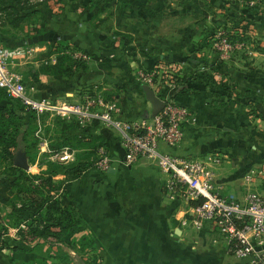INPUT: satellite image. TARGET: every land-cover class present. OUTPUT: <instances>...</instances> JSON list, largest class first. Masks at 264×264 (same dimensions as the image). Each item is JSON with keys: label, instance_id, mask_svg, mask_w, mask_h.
Segmentation results:
<instances>
[{"label": "crops", "instance_id": "crops-1", "mask_svg": "<svg viewBox=\"0 0 264 264\" xmlns=\"http://www.w3.org/2000/svg\"><path fill=\"white\" fill-rule=\"evenodd\" d=\"M113 10L111 17L100 13L99 26L87 20V38H71L87 49L86 67L50 85L43 80L51 88L45 90L58 99L72 96L56 104L100 95L118 104L117 121L132 126L150 120L154 112L147 86L163 102L158 86L172 95L177 86L173 76L151 86L140 75L147 68L175 66V75L196 79L198 85L173 97L187 108L189 118L180 146L162 143L161 150L207 161L212 156L216 191L243 199L244 174L251 169L246 170L247 163L264 157V0H131ZM239 19L245 46L223 59L209 36ZM49 23L47 29L55 32L76 25L63 17ZM96 27L105 34L115 30L123 39L129 35L130 43L108 41ZM3 36L17 39L11 46L28 44L18 33ZM38 47L36 55L42 52L45 63H57L48 45ZM227 81L235 84L231 97L203 87L213 83L219 88ZM45 90L38 96L50 99ZM96 126L112 160L109 178L89 183L87 170L59 179L67 203L80 211L98 238L102 264H240L217 231L192 226L191 203L180 190L168 191V176L157 164L146 158L128 163L120 130L103 121Z\"/></svg>", "mask_w": 264, "mask_h": 264}, {"label": "rangeland", "instance_id": "rangeland-1", "mask_svg": "<svg viewBox=\"0 0 264 264\" xmlns=\"http://www.w3.org/2000/svg\"><path fill=\"white\" fill-rule=\"evenodd\" d=\"M130 3L131 0H0V47L27 46L33 49L32 55L25 54L22 57L15 58L10 66L15 72L22 75L29 90L33 94L38 95L37 92L40 93L42 90L50 88L48 85L54 82L52 80L58 78L63 80L70 76L71 71H68V67L73 65L74 59L70 57L73 51H82L87 54V49L73 43L74 41L71 39L81 40L87 38V20L92 22V26H99L101 25L99 16L102 11L111 17L117 4L127 5ZM87 8H90L89 12H87ZM59 17L68 20L73 19L76 25H71L70 29L67 27L66 29L61 28L58 32L53 31L52 28L48 30L47 28L51 27L49 21L59 19ZM241 19L234 26L239 27V30L243 32L244 26L242 21H240ZM96 31L104 33V29H100V27H96ZM16 33L20 34L22 38H27L24 40H28V44L11 46L17 39L10 41V39L3 36L9 35V37H12V34ZM120 35L121 33L112 30L104 36L108 41L118 42V40H123L130 43L131 36L128 35V37L123 39ZM19 42L22 41L20 40ZM41 45H48L49 54L63 56L59 66L52 67L50 62L45 63L42 52L36 55L40 50L38 46ZM29 55L32 56L30 59L28 58ZM46 58L48 59L49 56ZM74 61H76L75 64L81 65V67L76 69L84 68L87 65V60ZM174 69L175 66L151 67L143 71L144 74L140 75V77L145 78V74L150 73L152 80L147 82L153 86L159 81L171 80V76L175 78L177 75H175ZM43 80H46L48 85L43 84ZM45 91L53 103L72 98L71 96L58 99V97L49 93L50 90ZM6 98H8L7 101L4 100L0 103V106H7V110L0 112V151L6 153L8 157L11 156V158L6 156H3L6 157L5 160L3 157L1 158V178L9 176L8 164L10 160L14 161L17 152L22 150L15 151L13 147L8 146L6 140L15 135L16 127L20 126L24 130L26 124H29V128H26L28 153L25 152L27 153L30 166L27 171L33 174L51 172L49 178L59 185V188L56 187L51 190V196L57 197L63 205L71 204L66 201L67 191L63 186V179H59V175H63L62 172L76 165L90 163L91 165L87 169L89 183L96 182V184H100L103 179L107 180L109 178L107 171L99 169L97 165L100 159L98 150L104 146V139H101L99 135L100 129L96 126L100 122L99 119L83 121L78 117L61 115L51 111L37 112L27 107L18 98L7 94ZM79 124H84V126ZM110 127L113 128L112 126ZM66 153H69L70 156L66 157ZM251 160V164L247 163L246 170L249 168H256V171L264 170V157H253ZM239 164L241 165V162ZM52 173H57V175H52ZM253 187L264 194V172L254 178ZM0 216L8 225L4 238L10 246L6 247L0 244V264H25L36 258L48 259L49 262H54L48 256L49 251L46 244L42 243L32 247L18 239V226L30 220L31 212L20 214L11 202H0ZM45 223H48V221L45 220L42 224L44 225ZM87 231L91 230L87 227ZM95 243L96 251L100 254L98 238L96 237ZM15 245L23 249L18 252L12 250L11 247ZM87 258L92 260L91 262L94 264L95 260L92 256ZM100 262L102 264V261Z\"/></svg>", "mask_w": 264, "mask_h": 264}, {"label": "built area", "instance_id": "built-area-1", "mask_svg": "<svg viewBox=\"0 0 264 264\" xmlns=\"http://www.w3.org/2000/svg\"><path fill=\"white\" fill-rule=\"evenodd\" d=\"M227 32L223 27L211 39L213 49L223 59L245 46L244 41L229 39ZM32 50L27 46L0 47L1 88L37 112L51 111L78 117L83 121L99 119L108 126L118 128L125 142L128 163H136L142 158L153 161L168 176L169 192L174 194L180 190L189 202H197L191 205V223L194 228L209 227L217 231L225 239L227 252L240 264H264V194L253 187L254 178L263 174L264 170L251 168L245 173L246 192L243 199L216 191L213 185L215 172L211 165V161L215 160L212 156L207 161L161 150L162 143L170 147L180 146L184 137V124L189 118L187 108L177 103L171 92H163L159 85L164 108L151 116L150 120L128 126L116 120L118 104L100 95L88 96L75 103L56 104L47 97L33 94L22 75L10 66L15 58L29 54ZM72 57L74 60H87L88 55L73 51ZM145 79L151 81V74H145ZM98 153L99 169L108 171L112 162L109 153L103 146ZM69 156L66 153V157Z\"/></svg>", "mask_w": 264, "mask_h": 264}, {"label": "trees", "instance_id": "trees-1", "mask_svg": "<svg viewBox=\"0 0 264 264\" xmlns=\"http://www.w3.org/2000/svg\"><path fill=\"white\" fill-rule=\"evenodd\" d=\"M230 27H224L228 31L229 39L245 41V31L241 32L240 28L235 27L234 24ZM214 33L210 34V41ZM70 57L73 58L72 54ZM62 59L63 56L59 55L57 63L52 67L59 66ZM75 63L76 61L73 60V65L68 67V71L81 67V65ZM174 80L177 86L172 97L184 90L197 89L198 82L196 79L176 76ZM203 87L215 93L218 92L231 97L235 84L227 81L219 88L213 83L205 84ZM5 93L9 95L4 88L0 87V103L8 100ZM5 110H7V106H0V112ZM26 128H29V124L25 125L24 130L20 126L16 127L15 135L6 140L8 146L13 147L15 151L22 149L28 153ZM3 156L8 157L6 153L0 151V160ZM6 157H3V159L5 160ZM8 158H11V156ZM90 165V163L76 165L62 172V174H81ZM8 171L9 176L2 178L0 176V202H11L20 214L32 213L28 222L18 226V239L32 247L42 243L46 244L49 251L48 256L54 261L51 263L48 259L36 258L25 264H92V260L87 258L89 256L94 258V264H101L100 254L96 251L95 237L91 231H87V222L80 211L74 205L65 206L57 197L51 196V190L56 187L59 188L57 182L49 178L51 172L29 173L26 169L16 166L13 160H10L8 164ZM52 175H57V173H52ZM190 203L194 205L197 202L191 201ZM45 220L48 223L43 225L42 223ZM7 228L8 225L0 216V244L10 247L4 238ZM11 249L18 252L23 248L15 245Z\"/></svg>", "mask_w": 264, "mask_h": 264}, {"label": "water", "instance_id": "water-1", "mask_svg": "<svg viewBox=\"0 0 264 264\" xmlns=\"http://www.w3.org/2000/svg\"><path fill=\"white\" fill-rule=\"evenodd\" d=\"M145 90H146L148 99L152 102L155 108L151 116H155L158 112H160L164 108L165 102L160 100L155 95L153 90L150 89L148 86L145 88ZM14 164L18 167L28 170L30 166H29V160H28L27 153L23 150H19L15 157Z\"/></svg>", "mask_w": 264, "mask_h": 264}]
</instances>
